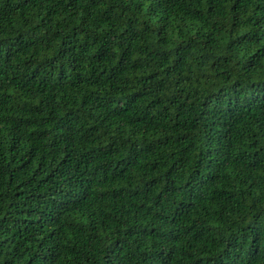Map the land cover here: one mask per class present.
Listing matches in <instances>:
<instances>
[{
	"label": "trees",
	"instance_id": "trees-1",
	"mask_svg": "<svg viewBox=\"0 0 264 264\" xmlns=\"http://www.w3.org/2000/svg\"><path fill=\"white\" fill-rule=\"evenodd\" d=\"M0 264H264V0H0Z\"/></svg>",
	"mask_w": 264,
	"mask_h": 264
}]
</instances>
